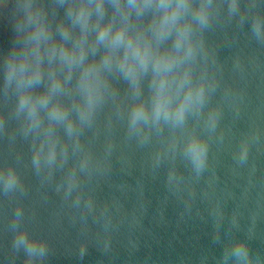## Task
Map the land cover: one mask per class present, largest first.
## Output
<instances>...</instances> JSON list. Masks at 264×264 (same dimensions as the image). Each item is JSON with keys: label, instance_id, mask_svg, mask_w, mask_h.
I'll list each match as a JSON object with an SVG mask.
<instances>
[{"label": "water", "instance_id": "95a60500", "mask_svg": "<svg viewBox=\"0 0 264 264\" xmlns=\"http://www.w3.org/2000/svg\"><path fill=\"white\" fill-rule=\"evenodd\" d=\"M178 3L0 0V264H264V0Z\"/></svg>", "mask_w": 264, "mask_h": 264}, {"label": "clouds", "instance_id": "9594fccd", "mask_svg": "<svg viewBox=\"0 0 264 264\" xmlns=\"http://www.w3.org/2000/svg\"><path fill=\"white\" fill-rule=\"evenodd\" d=\"M130 2H131V0H130ZM160 4L163 7H167V0H160ZM183 6H184V0H179V3L177 5V7H183ZM80 16H81V18H83V17L86 16V13L82 10L81 13H80ZM106 35H107V30H101L99 39L100 40H104ZM120 39H121V36L118 35L116 37V42H118ZM26 105H28L27 98H22L21 101H20V107L23 109ZM29 110H30V112H34V110H35L34 106H29ZM52 115H53L54 118H62V113H60L59 110H54ZM136 115L137 116L141 115V112L137 111ZM197 159H199V158L197 157Z\"/></svg>", "mask_w": 264, "mask_h": 264}]
</instances>
